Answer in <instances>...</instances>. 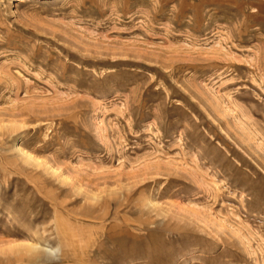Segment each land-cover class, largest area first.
I'll return each instance as SVG.
<instances>
[{
	"label": "rangeland",
	"instance_id": "obj_1",
	"mask_svg": "<svg viewBox=\"0 0 264 264\" xmlns=\"http://www.w3.org/2000/svg\"><path fill=\"white\" fill-rule=\"evenodd\" d=\"M0 264H264V0H0Z\"/></svg>",
	"mask_w": 264,
	"mask_h": 264
},
{
	"label": "bare ground",
	"instance_id": "obj_2",
	"mask_svg": "<svg viewBox=\"0 0 264 264\" xmlns=\"http://www.w3.org/2000/svg\"><path fill=\"white\" fill-rule=\"evenodd\" d=\"M29 157H30V156H29ZM32 158H33V157H32ZM33 246H34V245H32V248H34V247H35V246H34V247H33ZM26 248H27V247H26ZM32 248H31V249H32ZM27 250H28V249H27ZM29 250H30V249H29Z\"/></svg>",
	"mask_w": 264,
	"mask_h": 264
}]
</instances>
